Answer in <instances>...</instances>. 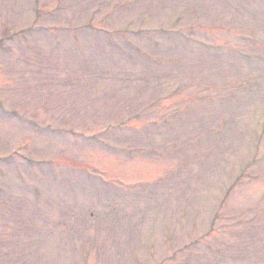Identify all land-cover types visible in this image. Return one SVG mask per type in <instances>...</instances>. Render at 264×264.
I'll return each instance as SVG.
<instances>
[{"label":"rangeland","instance_id":"374dc122","mask_svg":"<svg viewBox=\"0 0 264 264\" xmlns=\"http://www.w3.org/2000/svg\"><path fill=\"white\" fill-rule=\"evenodd\" d=\"M0 264H264V0H0Z\"/></svg>","mask_w":264,"mask_h":264}]
</instances>
